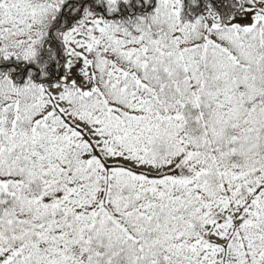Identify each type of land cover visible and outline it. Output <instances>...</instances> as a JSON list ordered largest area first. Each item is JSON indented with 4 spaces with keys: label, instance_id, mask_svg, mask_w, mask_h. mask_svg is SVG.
Instances as JSON below:
<instances>
[{
    "label": "snow or ice",
    "instance_id": "6c2138e0",
    "mask_svg": "<svg viewBox=\"0 0 264 264\" xmlns=\"http://www.w3.org/2000/svg\"><path fill=\"white\" fill-rule=\"evenodd\" d=\"M0 264H264V0H0Z\"/></svg>",
    "mask_w": 264,
    "mask_h": 264
}]
</instances>
